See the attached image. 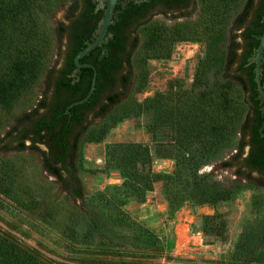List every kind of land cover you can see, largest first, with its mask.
I'll use <instances>...</instances> for the list:
<instances>
[{"label":"rangeland","instance_id":"374dc122","mask_svg":"<svg viewBox=\"0 0 264 264\" xmlns=\"http://www.w3.org/2000/svg\"><path fill=\"white\" fill-rule=\"evenodd\" d=\"M73 1L0 0V82L8 77L11 96L0 100V264H264V185L235 175L234 161L221 165L236 150L247 111L233 66L224 70L246 0H193L138 26L123 96L104 115H90L79 138L72 184L80 197L44 169L38 150L2 148L41 99L48 70L61 66L56 28ZM224 101L237 112L222 120ZM174 115L183 134L171 128ZM193 124L205 135L190 136ZM127 142L148 146L152 171L188 174L172 179L177 202L168 203L161 180L144 199L124 189L107 151ZM200 153L197 174L213 183L205 194L222 189L226 199L198 203L188 156Z\"/></svg>","mask_w":264,"mask_h":264},{"label":"trees","instance_id":"16d2710c","mask_svg":"<svg viewBox=\"0 0 264 264\" xmlns=\"http://www.w3.org/2000/svg\"><path fill=\"white\" fill-rule=\"evenodd\" d=\"M149 1V0H148ZM166 2L170 0H165ZM77 0H74L67 8L65 18L74 16L67 25L59 23L56 28L58 40L67 39L62 54L61 66L51 67L45 79V88L41 99L36 106L23 114L18 119L19 124H14L6 133L10 144H5L3 149L14 148L22 150L31 148L38 150L42 155L44 169L58 179L69 196L80 197V190L72 184L75 179L74 157L80 136L86 130L91 115L93 118L104 115L110 106L117 103L123 96L131 75V55L136 46V29L146 23L151 16L158 12L164 15L174 12L176 8L164 7L156 11L144 12V3L140 5L130 3L122 9L112 23L108 26L107 37L103 46H96L79 59L80 62H90L96 68L95 87L87 101L73 105L66 111L67 106L75 100L83 98L90 87L92 70L82 67L73 76L75 69L74 56L87 43L93 41L92 18L95 14L94 3L87 0L81 7L80 12L75 14ZM142 9V10H141ZM146 9V8H144ZM190 11L184 13L189 14ZM103 16V15H102ZM102 18V17H101ZM235 29H240L238 35L232 36L224 63L225 73L231 67L234 73L232 77L246 93L247 111L239 126V138L236 150L230 160L222 162L223 167L229 168L231 162H235L234 174L247 180H256L264 185V103L259 97L254 78L253 57L259 39L264 32V0H246L242 10L237 15L234 24ZM236 37L239 40H236ZM264 57V51H263ZM124 61V63H123ZM261 83L264 85V60L261 62ZM8 77L0 82V100L10 101V94L6 91ZM42 109V111H40ZM216 118L230 119L231 113L237 110L227 101L220 105ZM176 110L174 111V114ZM172 117L171 125L178 135L184 133V127L178 125L181 119ZM196 124L189 125L188 131L194 139L205 135L195 128ZM174 126V127H173ZM221 133L227 125H220ZM262 130L260 131V127ZM209 127V126H208ZM182 128V129H181ZM219 129V128H218ZM210 131V130H209ZM231 133V132H229ZM29 144H25L26 141ZM43 144L45 149H40ZM248 148L245 151V148ZM246 152V153H245ZM108 163L114 161V168L121 172V185L129 193H133L139 199H144L145 194L152 190L153 183L161 180L164 186L165 198L170 205L178 201L177 191L172 189V179L182 180L183 169L178 168L176 174L170 175L154 172L150 168L151 154L147 145L127 142L114 143L108 151ZM201 156L190 155L189 173L192 174L191 186L199 189L198 203H214L227 198L228 192L215 189V194L206 195L205 186L213 183L197 174L198 167L205 162V154ZM184 158L177 159V164L182 163ZM111 164V163H110ZM185 165V164H184ZM113 167V166H112ZM187 169V168H186ZM257 170L258 175L252 176L251 171ZM65 173V175H64ZM216 183H214L215 185ZM188 188L184 186L182 191Z\"/></svg>","mask_w":264,"mask_h":264},{"label":"water","instance_id":"95a60500","mask_svg":"<svg viewBox=\"0 0 264 264\" xmlns=\"http://www.w3.org/2000/svg\"><path fill=\"white\" fill-rule=\"evenodd\" d=\"M98 4L96 6V9L98 8H104V13L102 18L100 19L98 23V29L97 34L93 41L87 43L86 47L81 49L75 56H74V65L75 69L72 73L73 76L76 75V72L80 70L82 67H88L92 70V77L90 82V87L87 92V94L78 100L73 101L67 106L66 111H68L69 107L83 103L84 101H87L90 95L92 94L94 87H95V81H96V68L94 64L90 62H80L79 59L83 57L85 54H87L90 50L94 49L96 46H103V43L105 42V39L107 35H110L108 31V26L112 22V16H113V9L117 2V0H98ZM104 1H106V5L104 4ZM143 0H136V2H141ZM263 51H264V32L261 35L259 39L258 46L256 48L255 56L253 57V61L255 63L254 66V78L256 82V88L259 93V97L261 98V101L264 103V85L261 83V62L264 60L263 57ZM264 125V122L262 126ZM262 126L260 127V131L262 130ZM261 135H264V132L261 131Z\"/></svg>","mask_w":264,"mask_h":264},{"label":"flooded vegetation","instance_id":"af4514ba","mask_svg":"<svg viewBox=\"0 0 264 264\" xmlns=\"http://www.w3.org/2000/svg\"><path fill=\"white\" fill-rule=\"evenodd\" d=\"M85 2H87V0H77L76 3L78 5V7L75 9V14H77L78 12H80L81 7L83 6V4ZM90 2L94 3V12H95V14H98V12H100V14H98L97 16H94V18H92V20H91V22H92V26L91 27L94 28L91 37L94 40V38H95V36L97 34L98 23H99L102 15L104 13V8H98V9H96V6H97V4L99 2L98 0H90ZM143 2H146V3H144V8H146V9L143 8V11L145 10L144 12H149L151 10L156 11V10L162 9L164 7L176 8V10H174V12L175 11L176 12H181L182 10L188 9V7L192 4L193 0H170L168 2H166L165 0H149V1L148 0H143L141 2H136V0H117L116 4L114 6V9H113L112 19L114 17H116V15L122 9H124L126 7V5H128L130 3L140 5ZM258 2H259V0H258ZM104 4L106 5V1H104ZM73 17L74 16H70L69 18H66L65 19V24L68 25L70 23V20ZM109 36L110 35H107V37H109ZM107 37L105 39V42L107 40ZM63 43L67 44V39L66 38L63 39ZM64 47H65V45H64ZM123 63H124V61H123ZM251 175L257 176L258 175V171L257 170H252L251 171Z\"/></svg>","mask_w":264,"mask_h":264}]
</instances>
